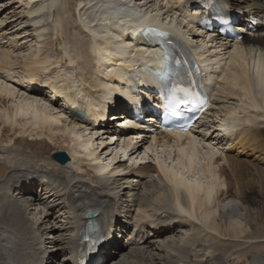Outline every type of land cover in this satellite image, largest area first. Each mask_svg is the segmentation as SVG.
Listing matches in <instances>:
<instances>
[{
  "label": "bare ground",
  "instance_id": "1",
  "mask_svg": "<svg viewBox=\"0 0 264 264\" xmlns=\"http://www.w3.org/2000/svg\"><path fill=\"white\" fill-rule=\"evenodd\" d=\"M36 1L0 0V264L78 259L87 213L95 214L112 238L111 252L103 255L106 264H264V239L251 235L256 221L244 209L257 213L246 202L253 200L251 194L264 197V168L259 167L264 164V24L237 43L207 41L190 30L199 14L193 9L186 13L190 0H108L115 4L116 22L125 21L124 8L137 21L157 22L164 15L173 29L200 42L203 56L213 52L219 59L212 73L213 105L197 129L150 138L131 127L119 141L120 128L100 133L69 125L63 118L71 108L55 99L57 92L37 88L35 80L48 76L47 81L63 82L72 91L80 90V84L88 95L100 94L104 83L97 72L109 69L102 65L105 57L110 63L132 64L146 59L145 52L131 54L127 47L133 43L114 41L124 38L114 36L105 19L92 13L93 4L104 0H72L73 14L68 0ZM227 1L264 18V0ZM110 70L118 76L116 68ZM31 75L37 76L34 82L26 79ZM123 113H113L116 123ZM222 128L230 130L223 133ZM116 143L120 148L108 157ZM33 144L43 155L26 148ZM101 147L108 159L101 157ZM48 148L66 151L70 160L59 164L45 155ZM257 152L255 170L261 180L249 168ZM155 218L164 231L138 245L146 231L152 233L153 226L142 231L146 221ZM113 230L127 232L126 243ZM51 231L58 250H43L41 242H50L45 233ZM220 242L241 252L224 256L217 249ZM253 244L263 248L251 256L253 247L246 246Z\"/></svg>",
  "mask_w": 264,
  "mask_h": 264
},
{
  "label": "rangeland",
  "instance_id": "2",
  "mask_svg": "<svg viewBox=\"0 0 264 264\" xmlns=\"http://www.w3.org/2000/svg\"><path fill=\"white\" fill-rule=\"evenodd\" d=\"M16 1V0H15ZM68 2H69V4L67 5V8L68 9H70V11H71V13L73 14V12L75 11V5H74V3H73V1L72 0H68ZM22 4L20 1L19 2H16V3H13V6L14 7H19L20 6V4ZM1 7V6H0ZM22 7H20V8H17L16 10H17V12H18V10H20ZM76 13V12H75ZM68 29L70 30V32L72 33V35L74 34L73 32H72V30L68 27ZM44 140V139H43ZM30 142H31V140H30ZM29 142V143H30ZM95 142H98L99 144L98 145H101V143H100V141H95ZM109 142H111V139L110 138H107V140L105 141V143H107V145L108 144H110ZM4 143H0V146L1 145H3ZM22 143H18L17 145H19V146H22L21 145ZM112 145V144H111ZM116 145H117V143L115 144V145H112V148H115L116 147ZM26 148H31L32 150H34L35 152H33L35 155H38V156H41V155H43V150L42 149H40L39 147H38V145H36V144H33V147H29L28 145H26ZM104 147H101V149H98V150H100L99 151V153L101 152L102 153V149H103ZM225 148V147H224ZM227 149V148H226ZM1 150V149H0ZM46 150H48V152H47V154H45V155H48V154H50V155H52V153H55L54 151V149H46ZM112 150V149H111ZM64 151V150H63ZM62 152V151H61ZM66 152V151H65ZM108 154V153H107ZM104 151H103V153L101 154V155H103V156H101V157H103L104 159H108V157H111V155H113L114 153H109L108 155H110V156H108V157H106V155H107ZM233 154H235V151H234V153ZM257 154H260V152H257V153H255V156H252L251 157V159H249L250 160V170H251V172H252V175H253V177H255L256 178V180H258V179H260L261 180V177H258L257 176V170H255L256 168V160H255V157H256V155ZM1 156V155H0ZM3 157V156H2ZM106 157V158H105ZM238 157V156H237ZM1 158V157H0ZM243 158L244 159H246V158H248V157H246L245 158V156H243ZM242 158V159H243ZM135 159V158H134ZM36 160V159H35ZM118 160V159H117ZM120 160H121V158H120ZM38 160H36V162H37ZM2 162V161H1ZM133 162V161H132ZM131 162V163H132ZM122 163H125V164H129L130 162H128V161H123ZM145 164V163H144ZM255 164V165H254ZM259 167H263L264 168V164L263 163H260L259 162ZM198 168H200V166H199V164H198V166H197V168L196 169H198ZM87 170H89V171H92V169H90L89 167H87L86 168ZM89 171H87V172H89ZM254 173V174H253ZM1 178V177H0ZM256 187H258V186H256ZM251 197L253 198V200H248L246 203L249 205V206H251V207H254V208H257V213H252L251 212V208L250 207H247V206H245V208L244 209H246V213L247 214H249L248 215V218L251 220H254V221H256V222H253L252 224H253V226H254V228L256 229V231L253 233V234H251L255 239H256V237L257 238H260V239H256V240H261V239H264V219H262V218H264V197H262L260 194L259 195H257V194H251ZM8 220V219H7ZM251 224V225H252ZM248 227L250 228V225H248ZM53 231H51V232H46L45 233V237H46V240H50L51 239V235L53 234L52 233ZM51 236V237H50ZM50 237V238H49ZM263 237V238H262ZM48 238V239H47ZM48 242V241H47ZM122 243L124 244V243H126V240L125 239H122ZM247 245H250V244H247ZM255 246V244H253L252 246H246V247H248V248H246V249H250L251 247H253V248H251V251H252V254H251V256L256 252V251H258L259 249H261V248H263L261 245L259 246L260 248H256V247H254ZM217 249L219 250V252L221 253V254H223L224 256H228V255H231L232 253H236V252H241V250L239 249V247H236L235 245H233L232 243H222V242H220L219 243V245L217 246ZM263 250H264V248H263ZM263 257H264V252H263Z\"/></svg>",
  "mask_w": 264,
  "mask_h": 264
},
{
  "label": "water",
  "instance_id": "3",
  "mask_svg": "<svg viewBox=\"0 0 264 264\" xmlns=\"http://www.w3.org/2000/svg\"><path fill=\"white\" fill-rule=\"evenodd\" d=\"M52 158L56 159L61 164L66 163L67 161L70 160L68 154L64 151L53 153Z\"/></svg>",
  "mask_w": 264,
  "mask_h": 264
},
{
  "label": "snow or ice",
  "instance_id": "4",
  "mask_svg": "<svg viewBox=\"0 0 264 264\" xmlns=\"http://www.w3.org/2000/svg\"><path fill=\"white\" fill-rule=\"evenodd\" d=\"M181 91H185V92H187L188 91V89H180Z\"/></svg>",
  "mask_w": 264,
  "mask_h": 264
}]
</instances>
